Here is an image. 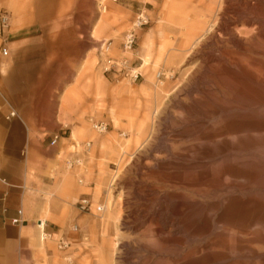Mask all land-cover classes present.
I'll return each mask as SVG.
<instances>
[{
  "label": "rangeland",
  "instance_id": "rangeland-1",
  "mask_svg": "<svg viewBox=\"0 0 264 264\" xmlns=\"http://www.w3.org/2000/svg\"><path fill=\"white\" fill-rule=\"evenodd\" d=\"M261 1L128 0L132 13L113 14L119 0L76 2L86 12L87 43L77 49L84 55L79 71L67 67L63 121L80 133L63 141V191L51 194L53 204L61 200L51 217L62 218L69 245L63 253L50 247L51 264H65L62 257L72 264H264V72L251 65L255 58L264 68V56L252 53L257 36H243L251 28L238 18L258 13ZM197 9L208 24L191 35ZM139 13L148 25L123 55L124 35ZM105 42L110 51L100 57ZM122 57L141 75L135 83L102 72L108 58ZM238 63L248 68L245 76ZM90 120L106 123L107 131L94 133ZM88 142L81 170L68 171L73 146L82 150ZM249 159L251 170L244 168ZM82 199L89 211L80 210ZM236 250L241 257L232 258ZM35 264L48 263L36 257Z\"/></svg>",
  "mask_w": 264,
  "mask_h": 264
},
{
  "label": "crops",
  "instance_id": "crops-1",
  "mask_svg": "<svg viewBox=\"0 0 264 264\" xmlns=\"http://www.w3.org/2000/svg\"><path fill=\"white\" fill-rule=\"evenodd\" d=\"M78 1L0 0V13L9 16L0 33V264H35L36 257L51 264L50 247L59 252L63 240V220L52 219L50 208L61 202L53 204L51 194L63 191V141L80 133L63 121V80L69 65L79 71L84 55L77 49L87 43ZM119 1L110 13H132L128 0ZM203 10L194 12L189 34L208 24ZM11 110L17 116L7 120ZM55 135L60 139L51 147Z\"/></svg>",
  "mask_w": 264,
  "mask_h": 264
},
{
  "label": "built area",
  "instance_id": "built-area-1",
  "mask_svg": "<svg viewBox=\"0 0 264 264\" xmlns=\"http://www.w3.org/2000/svg\"><path fill=\"white\" fill-rule=\"evenodd\" d=\"M111 1L115 3L117 0H111ZM98 8L101 12H105L107 9L106 6L103 5L102 3L98 4ZM8 23H9L8 14L6 12L1 13L0 14V33L2 35L5 34V31L8 28ZM147 25H148L147 16H145L143 13L137 14L133 22L132 29L124 35L123 42L121 44V52L123 55L132 53L134 51L135 46H136V40H137L136 31L142 29L143 27ZM110 46H111L110 42L101 43L99 46V56L107 57L108 52L110 51ZM1 55L3 57L7 56L6 47L1 48ZM102 72L103 73L113 72L116 75H122L124 79L130 80L132 83H135L141 77L139 73L129 68V62L127 61L125 57H122L120 60L108 58L105 62V65L102 67ZM159 76L160 75L158 74L157 77ZM16 116H17L16 113L13 110H11L7 114L6 119L8 120ZM89 122L91 125V130L94 133L100 135V134H104L107 131L106 123L101 122V121H93V120H90ZM59 139H60L59 135L53 136L49 145L51 147H54L57 144ZM90 147H91L90 142L84 143L81 146L82 150H76V148H79V146H73L74 151L71 152L70 154L71 156L67 160L64 161L65 168L68 171L81 170L84 164L83 157L86 155ZM79 183H82V181L80 180ZM79 208L81 211H89L91 208V205L88 200L82 199L79 202ZM99 211H101V208L99 209ZM75 229L76 228H74V230ZM68 247L69 245L67 241L65 240L58 241L57 248L60 253H63V251H66ZM63 260L65 264H72L70 259H68L67 257H64V258L62 257V261Z\"/></svg>",
  "mask_w": 264,
  "mask_h": 264
},
{
  "label": "bare ground",
  "instance_id": "bare-ground-1",
  "mask_svg": "<svg viewBox=\"0 0 264 264\" xmlns=\"http://www.w3.org/2000/svg\"><path fill=\"white\" fill-rule=\"evenodd\" d=\"M260 2V1H259ZM249 3V2H248ZM252 5V4H251ZM242 6H244V5H242ZM253 6V5H252ZM251 6V9H253V7ZM244 8V7H243ZM255 8V7H254ZM259 8H260V10H259ZM258 10H259V12L258 13H256V14H248V13H246L247 15H250V17H238L239 18V22L240 23H242L243 25H245V26H247V27H249V28H251V30H248V31H245L243 34V36H246V37H248L249 36V38H251L250 36H257V42H256V44H254V50L252 51V53L254 54V55H263L264 56V0H262L261 1V3H259L258 4ZM245 11V10H244ZM252 11V10H251ZM250 13V12H249ZM254 13V12H253ZM243 14H244V12H243ZM246 15V16H247ZM230 26V24H228L227 25V27H229ZM231 32V31H230ZM241 35V34H240ZM237 36H239V35H237ZM235 37V36H234ZM231 41L234 39L232 36H231ZM234 41V40H233ZM232 41V44L234 45V47L235 48H237V49H239V52L240 53H242L243 55H247L248 54V51H247V49H245L244 48V45H243V43H241V42H238V41H234L233 42ZM248 46V45H247ZM248 48V47H247ZM249 49H251V47H249ZM256 51V52H255ZM251 65L255 68V70L254 71H256V72H258V71H263L264 72V68L263 67H261L259 64V61L257 60V59H255V58H252L251 59ZM237 67H238V73H239V75L240 76H245L244 75V72H249V70H248V68L245 66V65H242V63H238L237 64ZM252 72V71H251ZM252 73H254V72H252ZM245 79V78H244ZM254 81V80H253ZM254 83V82H253ZM252 84V83H251ZM250 95V94H249ZM250 97V96H249ZM253 97V96H252ZM251 98V97H250ZM255 98V97H254ZM256 99V98H255ZM251 101H252V99H251ZM254 104H256V103H254ZM258 104V103H257ZM260 107V106H259ZM264 107V106H263ZM262 113H264V110H259L258 111V114L260 115V114H262ZM260 117H261V115H260ZM235 140H236V138H235ZM234 154V153H233ZM237 155V154H236ZM252 159V158H251ZM250 160V159H249ZM253 160V159H252ZM225 161V160H224ZM223 160H221V162H224ZM239 161V159L238 158H235V162H238ZM251 160L250 161H247L244 165H245V169H249V170H251V167H252V164H251ZM223 164V163H222ZM222 164H220V168H222L223 167V165ZM240 164V163H239ZM225 165V164H224ZM243 165V166H244ZM226 167V166H225ZM227 168V167H226ZM223 174V173H222ZM153 194V193H152ZM210 198V197H209ZM215 199V198H214ZM249 200H254V198L252 197V198H250L249 197ZM222 204V203H221ZM167 208V207H166ZM205 210V209H204ZM220 210V209H219ZM188 211V210H187ZM151 212H152V210H151ZM191 212V211H190ZM148 213V212H147ZM150 213V212H149ZM166 214V213H165ZM188 214V213H187ZM192 214V213H191ZM193 215V214H192ZM149 216V217H148ZM148 216H147V219L149 218V222L151 223V222H153L154 224H155V226L157 227V229L159 230V232H161V226L158 224V222L154 219V218H152L153 216L152 215H149L148 214ZM198 215H197V212H196V217H197ZM145 217V216H144ZM202 217V216H201ZM153 224V225H154ZM164 228V227H163ZM153 229V228H152ZM234 232V231H233ZM237 233V232H236ZM44 239V238H43ZM216 244V243H215ZM251 247V246H250ZM217 248V247H216ZM214 249V248H213ZM221 249V248H220ZM249 249V248H248ZM244 250V249H243ZM247 250V249H246ZM241 250H236V251H232V253H231V257H232V255L234 256V257H232V258H236V257H241V255H238L239 254V252H240ZM251 251H253V252H255L254 251V249H252V247H251ZM242 252V251H241ZM246 253V252H245ZM247 254V253H246ZM228 255V254H227ZM249 260H252L251 258V256L248 254L247 256H246ZM248 261V260H247ZM224 262V261H223ZM250 262V261H249ZM213 264H216L215 262L213 263Z\"/></svg>",
  "mask_w": 264,
  "mask_h": 264
}]
</instances>
